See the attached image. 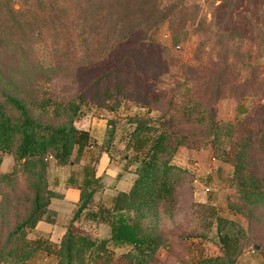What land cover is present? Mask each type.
Returning a JSON list of instances; mask_svg holds the SVG:
<instances>
[{
	"label": "trees",
	"instance_id": "obj_1",
	"mask_svg": "<svg viewBox=\"0 0 264 264\" xmlns=\"http://www.w3.org/2000/svg\"><path fill=\"white\" fill-rule=\"evenodd\" d=\"M18 2L0 0V151L11 152L14 159L13 169L0 174V264H36L32 259L39 251L54 255L56 264H158L157 252L168 242L160 228V214L177 207L178 189L183 177L188 176L185 168L172 162L173 155L179 146L199 148L207 138H211L216 157L232 167L230 180L242 198L238 202L228 201L227 207L234 214L246 216L248 228L210 207L220 254L199 256L192 264H238L246 247L254 245L260 247L258 253L264 258V224L258 218L254 219L256 225L251 220L252 207L264 206V174L257 177L253 165L256 153H264V130L260 135H246L238 130L242 120L239 115L245 118L250 112L245 106L248 89H256L251 93L252 104L264 105V63L240 57L232 61L225 54L220 57L221 67L216 73L217 89L208 98L201 99L192 93L197 89H186L183 100L171 102L170 111L164 112L154 125L155 121L133 115L131 120L136 121L127 147L136 151L137 165L127 190L117 191L108 202L95 199L101 182L95 167L85 165L82 182L75 186L78 199L73 214L59 241L52 242L40 235L28 237V231L34 230L38 221L56 222L50 203L63 194L48 186L50 159L59 165L66 164L73 153L77 160L87 145L97 143L88 129L74 123L85 116V107L101 103L95 100L100 97L85 100L82 91L42 96L34 91L25 95L18 89H53L56 84L52 77L47 85L29 77L38 71L53 74L58 68L64 69L61 62L67 64V60L62 61L66 57L75 58L71 63L73 69L81 68L77 71L81 75L79 81L97 73L88 87L113 81L117 90L104 93L100 106L105 109L117 108L126 98L139 103L140 99H132L131 94L160 102L159 93L142 90L148 89L149 82L158 74L148 76L151 70L144 65L150 57L155 56V62L163 64L161 50L149 39L148 31L158 20L170 16L174 39L186 40L183 25L191 13L184 12L183 0L173 1L164 10L157 0ZM229 10L224 4L223 21L216 24L218 30L230 24ZM224 31L230 34L229 29ZM215 36L216 33L211 35ZM31 38L42 42L28 46ZM225 48L227 51L228 44ZM164 59L167 66L180 61L172 54L164 55ZM71 65L68 63L67 71ZM214 65L211 59L199 61L195 69L208 70L207 75ZM190 68L186 71L195 76L191 79L195 81L199 75ZM166 70L159 71V75L166 74ZM220 89L238 90L221 93ZM224 95H231L238 102L234 122L212 119L211 108ZM197 135L203 138H195ZM19 176L26 183L25 195L16 189ZM10 208L17 217L8 221L3 215ZM85 222L105 224L108 236L92 235L84 228Z\"/></svg>",
	"mask_w": 264,
	"mask_h": 264
},
{
	"label": "rangeland",
	"instance_id": "obj_2",
	"mask_svg": "<svg viewBox=\"0 0 264 264\" xmlns=\"http://www.w3.org/2000/svg\"><path fill=\"white\" fill-rule=\"evenodd\" d=\"M173 1L175 0H157V3L159 8L164 10ZM18 3H21L20 0ZM226 3L227 8L230 9L229 12L232 13L231 22L225 27L226 30L229 29L230 34L224 31L225 28L218 30L216 26L217 23L221 24L223 21L221 19L222 8ZM183 7L184 12L191 13L183 25V30L187 32L188 39L178 41L174 39L171 32L173 21L170 16L158 20L148 31L149 39L161 50V57L164 58V55L172 54L180 59L179 63L167 66L165 59L161 58L163 62L161 65L160 61L155 62V56H152L144 65L151 70V75L148 76L158 74L156 77L153 76V80L147 86L148 89L142 90L159 93L161 95L160 102H150L142 95L131 94L132 99H140L139 103L126 98L122 99L117 108L105 109L100 106L103 105L104 93L110 89L111 91L117 90L114 89L113 81L88 87L91 77L97 73L88 75L84 80L79 81L81 75L77 71L80 72L81 68L73 69L72 65L75 58L68 60L64 56L62 61L67 60V64L61 62L66 66L64 69L58 68L53 74L47 71H38L29 77V80L38 81L40 85H47L49 78L52 77V82L56 84L53 89H18V92L25 95L32 91L42 96L60 92L67 95L82 91L85 100L90 96L93 100L100 97V99L95 100L100 101L101 104L98 106L90 104V106L85 107V116L74 123L78 128L88 129L97 143L87 145L77 160H75V153H73L66 164L59 165L52 159L49 161L47 169L48 186L63 194V197L54 198L50 203V209L56 212L57 222L52 229L54 231L45 229L47 226L44 225H49L47 222H41L39 226L40 230L53 232V240L49 239L50 241H58L63 227L73 214L75 201L78 197V190L75 186L82 182L85 165L89 168L95 167L96 175L101 182V187L95 193V199L107 200L106 202L117 192V189L114 188L118 179V175L113 177L115 171L121 173L120 182L117 185L119 190L125 189V182H130L131 178L134 177L133 170L137 165L136 151L127 147L131 141L130 132L133 130L136 121V119L131 120L133 115L139 114L142 120L155 121L153 122L154 125L157 124L156 120L164 112L170 111L171 102L183 100L182 97L186 89H197L193 90L192 93H197L201 99L211 96L217 89L215 78L221 67L220 57L224 54L228 55L232 61H237L240 57L241 60L246 58L253 62L264 63V0H206L203 5L192 0H183ZM179 8L180 6L176 11ZM215 33L216 36L212 38L211 35ZM227 38L229 39L228 43ZM38 42H42V40L40 41L38 38L28 39V46H33ZM175 44L180 46L179 49H176ZM226 44H228L227 51L225 50ZM173 45L174 47H172ZM209 59L215 62L211 73L205 75L208 70L199 71L195 69L199 61L208 62ZM9 60L11 62L10 58ZM68 63L70 65L72 63V65L67 71ZM189 67H191L190 70L194 69L198 73L199 78L197 80H191L195 76L188 75L190 73L186 71V68ZM165 69L168 72L159 75V71ZM184 77H189L190 80H184ZM65 79H68V82ZM147 79L149 80V78ZM195 82L196 86H194ZM105 83H109V85ZM152 83L156 85L152 86ZM235 90L238 89H220L221 93ZM247 91L249 97L247 102L245 101V106L250 108V112L245 118L239 115L242 120L238 130L246 135L249 133L260 135L261 130H264V105L257 107L256 104H252L251 93L256 89H248ZM237 104L236 98L231 95L220 97L211 108L212 119L218 122H234L237 117ZM186 129L188 128L186 127ZM198 130L196 129V131ZM195 138L202 139L203 136L197 135ZM210 140L211 138H207L206 142L199 148L179 146L173 155L172 162L185 168L188 171V176L183 177L182 186L178 189L177 207L173 208L171 212L164 211L160 214V228L165 231L168 242L157 252L158 264H192L199 256L220 254L215 223L211 224L213 217L210 207H213L217 214L232 218L245 229L248 228V218L240 213L234 214L227 207L228 201H240L242 194L230 180L232 167L229 163H225L216 157ZM254 163L256 176L262 177L264 174V153L257 152ZM13 165V154L0 151V174L10 172ZM22 177L19 176L16 189L18 193L25 195L27 187ZM263 207H252L251 220L254 225H256L255 218H258L260 224H264ZM18 208L22 211L21 205ZM13 211V208H10L3 216L8 221L13 220L17 217ZM83 224L84 228L96 237H107L109 234L105 224L94 225L89 222ZM3 229L5 231L7 228L4 227ZM186 234H189L190 238H185ZM45 236L41 235L42 238ZM28 237L35 238L37 234L33 230H29ZM47 237L49 238V236ZM251 250H255L253 246H248L245 249V251ZM32 261L36 264H56L55 256L44 251L37 252Z\"/></svg>",
	"mask_w": 264,
	"mask_h": 264
},
{
	"label": "crops",
	"instance_id": "obj_3",
	"mask_svg": "<svg viewBox=\"0 0 264 264\" xmlns=\"http://www.w3.org/2000/svg\"><path fill=\"white\" fill-rule=\"evenodd\" d=\"M117 175H118V179L115 183L114 188L117 189V191H119V188H117V185L120 182L121 173L119 171H115L113 177L115 178V177H117ZM134 177H135V174H134ZM134 177L131 178L130 182H125L126 188L123 190H127L130 187ZM68 190H70V189H68ZM120 190H122V189H120ZM77 199H78V197H77ZM77 199H76V201H77ZM76 201H75V203H76ZM41 222L44 223L46 221H44V220L38 221V223L36 224L33 231L37 234V236L47 235V236H49V239L53 240V237H52L53 232H50V230H40L39 226H40ZM56 222H57V220H56ZM56 222L55 223L47 222V224H49V225H44V226H47V228H45V229H51L52 230L54 228L53 225H55ZM64 230H65V227H63V230L61 231V233L59 235V239L61 238L62 234L64 233ZM52 231H54V230H52ZM59 239H58V241H59ZM58 241H55V242H58ZM238 264H264V258L258 253V250L245 251L239 257Z\"/></svg>",
	"mask_w": 264,
	"mask_h": 264
},
{
	"label": "built area",
	"instance_id": "obj_4",
	"mask_svg": "<svg viewBox=\"0 0 264 264\" xmlns=\"http://www.w3.org/2000/svg\"><path fill=\"white\" fill-rule=\"evenodd\" d=\"M192 1H195V2L203 5L206 0H192ZM179 47H180L179 45H176V49H179Z\"/></svg>",
	"mask_w": 264,
	"mask_h": 264
},
{
	"label": "water",
	"instance_id": "obj_5",
	"mask_svg": "<svg viewBox=\"0 0 264 264\" xmlns=\"http://www.w3.org/2000/svg\"><path fill=\"white\" fill-rule=\"evenodd\" d=\"M253 248H254L255 250H259L260 247H259L258 245H254Z\"/></svg>",
	"mask_w": 264,
	"mask_h": 264
}]
</instances>
